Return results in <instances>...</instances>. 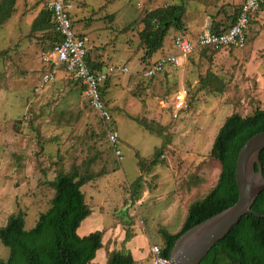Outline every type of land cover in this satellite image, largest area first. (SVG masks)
<instances>
[{
    "label": "rangeland",
    "instance_id": "rangeland-1",
    "mask_svg": "<svg viewBox=\"0 0 264 264\" xmlns=\"http://www.w3.org/2000/svg\"><path fill=\"white\" fill-rule=\"evenodd\" d=\"M179 1L111 0L101 10L96 7L101 0L72 2L70 13L76 33L85 32L91 43L102 46L100 52L104 53L105 63L127 67V71L113 73L108 89V96L113 91L121 106L111 109V124H116L121 137L120 161L115 162V171L82 187L93 211L80 227L85 229L84 225L89 223L90 231L105 229L104 248L96 258L98 264H103L107 251L121 248L128 220L134 223L135 233L138 231L130 246L139 245V251L147 254L146 262L152 264L148 251L162 242V230L171 233L179 230L189 207L214 186L220 164L209 155L210 148L226 117L236 111L249 114L254 106L264 108V13L261 17L257 13L251 22L245 46L225 47L214 53L196 47L187 56L192 60L188 70L195 68L201 76L209 78L214 74L221 78L212 79L213 87L225 85L223 91L206 87L194 90L189 79L197 80L196 75L185 74L186 104L190 99V105L175 119L171 113L175 112L176 83L139 78L150 61L162 52L172 51L170 41L175 31L171 27L163 46L143 62L144 52L137 34L140 22L124 28L120 16L110 12L130 9L133 15V8L136 16L139 11ZM241 1L184 0V3L188 10L202 9L207 14L205 25L210 24L214 15L222 19L226 13H232ZM92 6L94 12L90 10ZM16 10L17 19L12 15L0 27V227L11 214L20 211L24 228L29 230L54 194L45 185L55 175L53 162H63L67 167L72 161L80 163L94 158V168L99 170L104 164L109 168L115 155L105 136L99 137V116L90 109L84 95L68 84L64 65L55 67L54 82L39 87L44 71L52 69L42 60L47 43L37 39V46L19 48V35L26 37V34H19V5ZM82 15H87V19L78 20ZM107 102L111 107L113 101L107 98ZM157 149L161 152L159 157ZM136 153L148 161L154 158L158 161L142 174L139 199L125 207L129 185L141 174ZM123 206L126 214L117 212ZM9 252V247L0 241V259L6 260Z\"/></svg>",
    "mask_w": 264,
    "mask_h": 264
},
{
    "label": "trees",
    "instance_id": "trees-1",
    "mask_svg": "<svg viewBox=\"0 0 264 264\" xmlns=\"http://www.w3.org/2000/svg\"><path fill=\"white\" fill-rule=\"evenodd\" d=\"M16 2L17 0H0V27L16 12ZM240 6L241 4H238L232 13H226L222 19L216 15L212 16L211 30L216 33L225 32L236 19ZM263 7L264 4L259 10ZM131 10L133 15L130 11V16H132L130 26L132 22L141 24L137 34L139 47L144 52L143 62L163 46L164 37L171 27L178 30L179 33L186 34V25L183 20L187 9L184 0L158 5L143 11V13L139 11L136 16V10L133 8ZM258 11L251 15L250 25ZM31 31L32 35L43 44L47 43L44 44L47 52L61 41L60 35L54 29L51 13L44 5L32 21ZM78 36L84 39L83 35ZM202 49L211 50L210 53H214L222 48L202 47ZM202 54L205 55L204 52ZM86 60L93 70L102 67V63L95 64L96 62L91 59L89 51H87ZM65 73L69 77L68 84H72V89L78 91L80 95H84V86L71 79L66 69ZM152 78L154 76L148 79ZM218 78L214 74H211L209 78L201 76L198 82L199 88L206 87L213 88L214 91H223L225 84L213 87L212 79ZM109 81L110 78L100 87L101 96L106 106L104 95L110 86ZM188 105H190V99ZM90 109L95 113L91 107ZM109 110L111 112V109ZM171 115L172 119L176 118L172 113ZM98 130L101 131L99 137L105 136L104 138L108 142L107 127L102 120ZM260 131H264V108L254 106L249 114L243 115L236 111L226 117L214 138L209 154L220 164L218 178L210 192L189 207L188 216L179 230L174 233L162 230L163 240L158 244L162 256L170 258L174 242L187 229L235 203L238 198L235 181L237 154L243 143ZM159 154H161L160 149H157L158 157ZM136 155L141 174L129 185L125 207L127 204H134L139 199L143 175L153 163L158 161L157 158L148 161L140 154L136 153ZM114 158L109 161L111 164L109 168H107L108 164L106 167L104 164L99 170L94 168L95 160H92L94 158L84 159L80 163L72 161L67 167L63 162H53L55 175L52 179L45 181V185L52 189L54 194L50 198L47 209L40 213L35 226L26 230L23 213L19 211L11 214L7 223L0 227V241L9 247L10 251L6 260L0 259V264H98L94 259L97 251L104 247L105 229L95 230L83 236L77 232L80 223L93 211L85 199L82 187L115 171L117 169L115 162L120 159L115 156ZM260 161L264 175V149L260 152ZM124 206L117 212L126 214ZM251 208L260 215L264 214V190L259 193ZM127 223L129 226L126 227L121 248L107 251L104 264H145L135 260L125 247V243L135 236L134 223L131 224L130 220ZM149 253L152 256L150 251ZM199 264H264V217L253 214L242 216L230 232L209 250Z\"/></svg>",
    "mask_w": 264,
    "mask_h": 264
},
{
    "label": "built area",
    "instance_id": "built-area-1",
    "mask_svg": "<svg viewBox=\"0 0 264 264\" xmlns=\"http://www.w3.org/2000/svg\"><path fill=\"white\" fill-rule=\"evenodd\" d=\"M264 0H244L234 22L223 33L213 32L210 24H205L195 40H191L187 35L178 33L172 37V46L181 55L191 54L196 47H211L221 49L227 47L241 48L247 41V31L250 25V17L258 11ZM44 7L51 13L55 31L60 35L61 41L51 52H44L42 60L50 64L52 69H48L41 76L39 87L54 82L56 79V66L64 65L71 79L80 82L84 88V96L88 100L90 107L96 112L99 118L106 124L107 140L112 146L114 155L120 159L121 150L118 147L119 133L112 125V115L105 105L100 87L107 79L112 77L115 71H127L124 65H107L98 70H93L87 63V45L85 39L78 36L71 20V0H44ZM166 64L177 65L178 58L174 54L164 55L142 71V76L149 78L160 74ZM187 90L180 89L174 95L173 117H177L179 111L186 104ZM152 254V264H170L169 258L161 255L158 245L150 247Z\"/></svg>",
    "mask_w": 264,
    "mask_h": 264
},
{
    "label": "water",
    "instance_id": "water-1",
    "mask_svg": "<svg viewBox=\"0 0 264 264\" xmlns=\"http://www.w3.org/2000/svg\"><path fill=\"white\" fill-rule=\"evenodd\" d=\"M264 149V131L249 137L241 146L235 166L238 198L229 207L208 217L183 232L174 242L170 264H199L209 250L239 222L242 216L253 214L252 204L264 190V175L260 152Z\"/></svg>",
    "mask_w": 264,
    "mask_h": 264
},
{
    "label": "crops",
    "instance_id": "crops-1",
    "mask_svg": "<svg viewBox=\"0 0 264 264\" xmlns=\"http://www.w3.org/2000/svg\"><path fill=\"white\" fill-rule=\"evenodd\" d=\"M74 1H80V0H71V2H74ZM109 1H111V0H101L100 4L98 6H96L97 9L101 10L105 6V4H106L105 2H109ZM243 1L244 0H242L240 2V4H242ZM43 2H44V0H17L16 8L19 5V34L21 32H24L26 34V37H21L19 35V43H20L19 48H30L31 46H37L38 40H37V38L35 36L32 35L31 23L37 17V15L40 12V10L43 8ZM84 5H86V3H84ZM125 5H123V6H125ZM90 10H92L94 12L95 6H92ZM110 13L111 14L116 13V15L120 16V19H121L120 21L124 24V28L125 27L126 28L130 27V22H131V17L132 16H130V10L129 9H127L126 11L123 10V9H120V10L116 11V9H114ZM258 13H259V17H261L263 15V13H264V10H262V11L259 10ZM14 15H15V17L17 19V15H18L17 10L13 14V16ZM73 16L77 17V14H74ZM89 16H88V19L91 20V15H89ZM82 18H83V20L84 19L86 20L87 19V15H82L78 20H82ZM207 19H209V18L207 16V14L204 13V11L202 9H199V10H197V9L188 10L187 9V12L184 15V20H183L185 25H186L185 26L186 35L188 36L190 34V36L193 39H195L197 37V35L199 34V32L201 31V29L204 26V23L207 21ZM90 20H89V22H90ZM133 25H135L134 22H132V26ZM173 29L175 31L174 35L179 33L178 30H176L175 28H173ZM77 34L84 36L88 51L90 52V57H91L92 60H94L96 62L95 64L102 63V67L100 69L106 67L108 64L105 63V61H104V59H105L104 53L100 52V48L102 46L101 45L98 46V45H95L94 43H91L88 35L85 32H83V33L78 32ZM172 37L173 36H171V41H170V47H171L172 51H169V52H166V53L162 52L158 57H156L154 60L150 61L147 66H149L154 61L158 60L159 58H161L164 55L174 54L178 58V64L177 65L166 64L165 67L163 68V71L160 74H157L156 76H154V78L158 79L157 81L162 80V81H164L167 84L171 83V82L172 83L173 82L176 83V88L174 90H175V92H177L180 89L187 88L185 83H183L185 74L188 77H191L192 75H196L197 80L191 79V78L189 79L190 80L189 81V83H190L189 86H191V88H195L194 90H196V88L199 87V85L197 86V83L201 79V74H199V72H197V71L195 72V68L191 69V71L188 70L189 64L192 62V60H190L191 58L187 57L188 55H186V56L181 55V54L178 53V51L176 49H174V47L172 46ZM193 39H191V40H193ZM147 66H145L143 68V70ZM142 71L140 72V75H139V78H141V79L142 78H146V77L142 76ZM198 75H199V79H198ZM130 79H131L132 82L134 81L133 80L134 78L130 77ZM146 79H148V78H146ZM155 79L153 80L154 82H155ZM109 82H111V77H110V81ZM154 85H156V84H154ZM152 87H154V86L152 85ZM108 89H107V91H106V93L104 95V99L106 101L107 108L108 109H112V108H116L117 106H120L119 104H117L118 100L117 101L115 100L116 96L113 94V91H111V95L108 96ZM107 98H109L110 101L111 100L113 101V104L111 105V107H108L109 106V102H107ZM187 107H188V104H187ZM112 118H113V116H112ZM114 127L117 129L115 123H114ZM117 131H118V129H117ZM118 133H119V131H118ZM120 140H121V137H120V133H119V142H120ZM88 219L89 218L86 217L84 219V221H85L84 223H86L88 221ZM88 224H87V226H88ZM87 226L84 225L85 229L84 228L82 229L79 226L80 232L77 230L78 234L83 236V235H86V234L92 232V231H90V229H87ZM81 229H82V231H81ZM136 231H137V229H136ZM137 234H138V231L135 233V236H133L129 241L126 242V244L128 246L127 249L130 251L132 257L135 260L142 261L145 264L146 263L148 264V262H146L147 254L146 253L144 254L143 252L139 251L140 246L136 245V244H132V246H130L131 245L130 242H132L134 240V238L137 237L136 236ZM103 248H101V249H99L97 251L96 257L94 259L95 262H96V258L98 256L99 251H101ZM105 260H106V258H105ZM104 263H105V261L103 262V264Z\"/></svg>",
    "mask_w": 264,
    "mask_h": 264
}]
</instances>
